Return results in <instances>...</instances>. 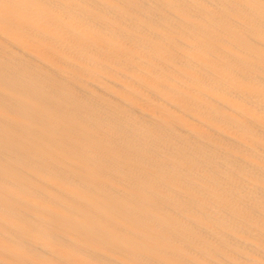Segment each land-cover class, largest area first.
<instances>
[{
    "label": "bare ground",
    "instance_id": "bare-ground-1",
    "mask_svg": "<svg viewBox=\"0 0 264 264\" xmlns=\"http://www.w3.org/2000/svg\"><path fill=\"white\" fill-rule=\"evenodd\" d=\"M0 264H264V0H0Z\"/></svg>",
    "mask_w": 264,
    "mask_h": 264
}]
</instances>
